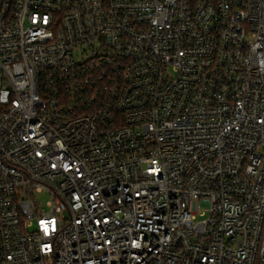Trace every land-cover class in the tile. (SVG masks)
Listing matches in <instances>:
<instances>
[{"label": "built area", "instance_id": "built-area-1", "mask_svg": "<svg viewBox=\"0 0 264 264\" xmlns=\"http://www.w3.org/2000/svg\"><path fill=\"white\" fill-rule=\"evenodd\" d=\"M0 264H264V0H0Z\"/></svg>", "mask_w": 264, "mask_h": 264}, {"label": "rangeland", "instance_id": "rangeland-1", "mask_svg": "<svg viewBox=\"0 0 264 264\" xmlns=\"http://www.w3.org/2000/svg\"><path fill=\"white\" fill-rule=\"evenodd\" d=\"M39 197H40V199H41L43 202H45V200H47V197H46V196L40 195Z\"/></svg>", "mask_w": 264, "mask_h": 264}]
</instances>
